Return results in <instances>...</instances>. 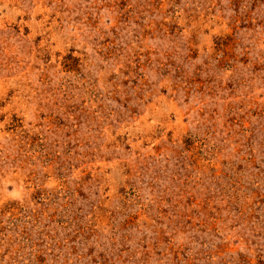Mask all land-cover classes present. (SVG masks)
<instances>
[{
  "label": "rangeland",
  "instance_id": "374dc122",
  "mask_svg": "<svg viewBox=\"0 0 264 264\" xmlns=\"http://www.w3.org/2000/svg\"><path fill=\"white\" fill-rule=\"evenodd\" d=\"M0 264H264V0H0Z\"/></svg>",
  "mask_w": 264,
  "mask_h": 264
}]
</instances>
